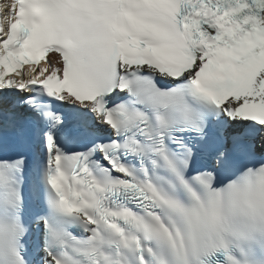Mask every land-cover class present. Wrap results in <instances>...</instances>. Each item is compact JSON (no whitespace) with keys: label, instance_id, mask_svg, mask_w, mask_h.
Masks as SVG:
<instances>
[{"label":"snow or ice","instance_id":"1","mask_svg":"<svg viewBox=\"0 0 264 264\" xmlns=\"http://www.w3.org/2000/svg\"><path fill=\"white\" fill-rule=\"evenodd\" d=\"M0 264H264V0H0Z\"/></svg>","mask_w":264,"mask_h":264}]
</instances>
